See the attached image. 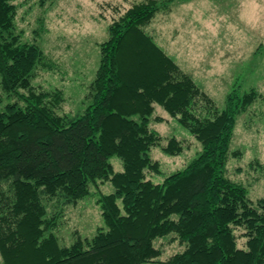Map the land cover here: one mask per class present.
<instances>
[{
  "label": "trees",
  "instance_id": "16d2710c",
  "mask_svg": "<svg viewBox=\"0 0 264 264\" xmlns=\"http://www.w3.org/2000/svg\"><path fill=\"white\" fill-rule=\"evenodd\" d=\"M184 1L140 0L109 23L86 107L64 114L63 88L33 84L52 61L37 41L16 32V0H0L3 264L163 262L156 241L169 235L182 249L166 264H264V197L254 199L227 173L237 119L255 90L235 86L219 105L147 30ZM157 106L201 144L162 182L152 177L162 173L152 149L178 156L186 147L152 127L165 120ZM98 183L114 188L96 199L103 225L92 236L75 230L74 242L61 245L56 230L64 207L89 197Z\"/></svg>",
  "mask_w": 264,
  "mask_h": 264
},
{
  "label": "rangeland",
  "instance_id": "374dc122",
  "mask_svg": "<svg viewBox=\"0 0 264 264\" xmlns=\"http://www.w3.org/2000/svg\"><path fill=\"white\" fill-rule=\"evenodd\" d=\"M43 1L44 5L41 4L42 0H16V32L22 35L23 40L37 41L53 63L50 69L37 70L33 84L45 89L63 88L67 99L64 104V114L81 113L86 107L84 96L87 86L93 80L99 63L98 43L108 38V24L140 0ZM178 4L180 3L174 4L166 16L158 14L147 30L156 36L157 41L166 50H169L171 45L178 44V48L175 46L173 50L179 52L183 50L188 54L189 67L193 66V59L189 54L191 48L198 51L201 64H196L199 67L203 65L219 67L221 65L219 59L223 62L237 59L238 55L234 52L237 45L248 52L247 57L250 58L252 68L248 75L240 77L235 86L241 84L244 93L255 90L256 95L254 101L237 119L227 173L232 179L243 183L254 199L264 197V39L260 41L259 34L250 32L254 28L247 30L241 28L237 36L233 31L230 32V39L225 40L223 25L216 21L213 24L214 28L209 31L210 37L199 34V43L197 40L193 42L189 34L191 32L189 29L193 26L187 25L188 27L185 26L187 29L182 31L178 23L181 16L174 17L172 14L174 7ZM174 25L177 27L171 28ZM180 39H183V42ZM216 58L219 59L216 60ZM184 72L192 77L187 71ZM200 89L212 98L207 91ZM9 100L6 98L4 102ZM224 102L225 100L218 104L223 105ZM156 114L163 116L165 120L152 121V127L166 139L176 136L186 147L185 151L178 156L167 155L159 147L152 149L150 154L160 161L162 170L161 174H153L152 177L156 182H162L170 172L183 168L192 160L196 152L200 150L201 144L162 107L157 106ZM111 161L116 169H121V161L117 157H112ZM113 190V186L109 183L104 185L98 183V187L93 185L89 197L75 206L64 207L63 217L56 230L61 245H70L74 242L75 230L82 236L95 234L97 228L103 225L96 199L101 192L109 193ZM156 245L163 250L159 257V260L163 262L143 264H166L165 260L182 249L171 235L160 238L156 241ZM0 264H3L1 256Z\"/></svg>",
  "mask_w": 264,
  "mask_h": 264
},
{
  "label": "crops",
  "instance_id": "0c3cea01",
  "mask_svg": "<svg viewBox=\"0 0 264 264\" xmlns=\"http://www.w3.org/2000/svg\"><path fill=\"white\" fill-rule=\"evenodd\" d=\"M172 14L174 17L181 16L178 23L182 31L187 29L185 27L187 25L189 27L193 26L192 29L188 28L191 31L189 34L193 42L197 40V43H199V34L209 36V31L214 28L213 24L216 21L218 24L223 25L226 34L225 40L230 39V32L235 31L234 34L237 36L238 30L241 28L246 30L254 28L250 32L259 34L260 41L264 39V0H187L176 5ZM175 27L177 26L174 25L171 28L174 29ZM200 28L203 30H199ZM180 41L183 42V39H180ZM207 43L211 45L210 42ZM175 46L178 48V44H175ZM175 46L173 44L167 50L168 55L184 71L190 73L198 86L207 91L217 103L223 102L231 89L240 80V77L248 75L252 68L250 58L247 57L248 52L245 48L238 47V45L236 51H234L238 58L232 59V61L224 60L225 62L216 58V60L219 59L221 64L219 67L213 65L197 66V64H201V59L198 57L197 49L193 48L189 53L193 59V66L189 67L188 54L183 50L180 52L174 51Z\"/></svg>",
  "mask_w": 264,
  "mask_h": 264
}]
</instances>
